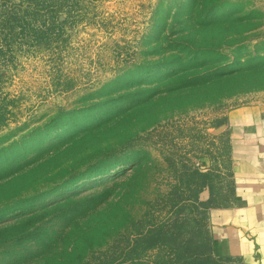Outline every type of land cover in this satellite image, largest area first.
Segmentation results:
<instances>
[{
	"label": "rangeland",
	"instance_id": "1",
	"mask_svg": "<svg viewBox=\"0 0 264 264\" xmlns=\"http://www.w3.org/2000/svg\"><path fill=\"white\" fill-rule=\"evenodd\" d=\"M255 101L264 0H0V264H245L197 227Z\"/></svg>",
	"mask_w": 264,
	"mask_h": 264
},
{
	"label": "crops",
	"instance_id": "2",
	"mask_svg": "<svg viewBox=\"0 0 264 264\" xmlns=\"http://www.w3.org/2000/svg\"><path fill=\"white\" fill-rule=\"evenodd\" d=\"M215 131L227 165L206 184L213 254L264 264V101L228 108Z\"/></svg>",
	"mask_w": 264,
	"mask_h": 264
},
{
	"label": "trees",
	"instance_id": "3",
	"mask_svg": "<svg viewBox=\"0 0 264 264\" xmlns=\"http://www.w3.org/2000/svg\"><path fill=\"white\" fill-rule=\"evenodd\" d=\"M98 127L101 125L100 124H97ZM97 125H95V127H97ZM90 131V130H88ZM88 131H85V130H82L78 133H76L75 135L69 137L67 140V144L66 145H63V142H61V144H59V148L57 150H59L58 152H55L54 155H57V153H62V152H65V151H70L74 146H76L77 144H79L83 139H84V133H87ZM71 142V143H69ZM56 150V151H57ZM109 153V152H108ZM104 155V153H102L101 155H99L93 162V165H95L96 162L100 161L101 160V157ZM57 156H51L50 158L48 157L44 163H49L52 159L56 158ZM39 165L41 164H38L37 166L31 168V169H28V170H35L37 169V167H39ZM62 168V167H60ZM198 172V171H197ZM54 174L55 171H48L45 176L47 177L48 175H51V174ZM199 173V172H198ZM25 175V172L16 176V177H13L11 179H20L22 177H24ZM204 177L205 175L202 174ZM10 179V180H11ZM69 180V179H68ZM9 181V180H8ZM204 183H205V180H204ZM204 183L200 186V188L202 189L203 186H204ZM199 188V189H200ZM201 191V190H200ZM197 202L199 203H205L204 201H202L199 197V195L197 196L196 198ZM35 217H37V215L35 214L32 218H30V220L34 219ZM197 230H198V233L202 235V238L204 239V244L206 245V248H205V251L206 252H210L211 254H213V244H212V239H211V236H210V232H209V229L205 226V224H203L202 226H198L197 227ZM73 239V238H72ZM71 245H69V247H67L63 253V255L57 257L59 259H56V262L54 264H87V263H84L82 260L79 259H73V257H76L78 256L77 254H74L75 253V249H76V246L78 244V239H73L70 243ZM74 255V256H72ZM214 255V254H213ZM72 257V258H70ZM70 258V259H69ZM222 259H231V258H225V257H221ZM49 261V260H48ZM47 261V262H48ZM29 263V262H28ZM27 264V263H26Z\"/></svg>",
	"mask_w": 264,
	"mask_h": 264
}]
</instances>
